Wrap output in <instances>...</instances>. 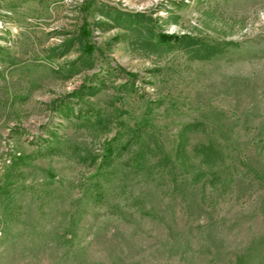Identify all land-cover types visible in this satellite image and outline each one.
<instances>
[{"label": "rangeland", "instance_id": "1", "mask_svg": "<svg viewBox=\"0 0 264 264\" xmlns=\"http://www.w3.org/2000/svg\"><path fill=\"white\" fill-rule=\"evenodd\" d=\"M0 264H264V0H0Z\"/></svg>", "mask_w": 264, "mask_h": 264}, {"label": "trees", "instance_id": "2", "mask_svg": "<svg viewBox=\"0 0 264 264\" xmlns=\"http://www.w3.org/2000/svg\"><path fill=\"white\" fill-rule=\"evenodd\" d=\"M161 43L164 44H169L171 42L176 43V44H183L185 43L186 45L188 42H182L181 37H175L170 41H167L165 38L160 39ZM192 47H194L196 50L194 51V55H199V54H206L208 56H212L214 54L220 53V50L217 47H210V46H203L199 44H188ZM196 46V47H195ZM190 47L191 49H193ZM200 125L198 124H191L187 125L183 128V130L180 132L178 136V144H177V149L175 153L174 159L171 158V156L167 153L165 155L162 153L159 156L158 162H160L164 167H167V174L175 176V173L178 169L183 170L186 173H189L193 171L194 176H193V183L198 184L199 180L203 178V176H206L207 173L211 175V178H215L216 176V170L214 172V169L217 167L219 163L223 161L221 151L216 148L215 143H209V144H201L197 145L195 149H193V152L195 154V157L200 158V161L198 164H187L188 160V152H187V132L191 131L195 128H198ZM126 135L128 136V142L126 144H123L120 149H126L129 148L132 145H141L140 143V129H129L126 131ZM118 141V139H115L113 142L115 143ZM113 143V144H114ZM114 146V145H113ZM112 146V144L108 143L107 147L105 148V157H104V162L106 163L107 166L111 165L112 156L115 152V148ZM142 146V145H141ZM156 147V146H155ZM119 149V150H120ZM157 153H161V150L156 147ZM205 168V169H204ZM190 170V171H189ZM192 173V174H193ZM173 186H177L173 182ZM6 187H2L3 193H5Z\"/></svg>", "mask_w": 264, "mask_h": 264}]
</instances>
